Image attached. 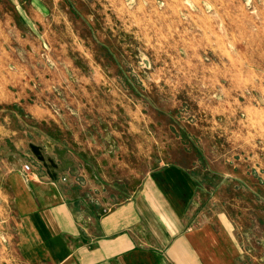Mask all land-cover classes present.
Masks as SVG:
<instances>
[{"label": "rangeland", "instance_id": "1", "mask_svg": "<svg viewBox=\"0 0 264 264\" xmlns=\"http://www.w3.org/2000/svg\"><path fill=\"white\" fill-rule=\"evenodd\" d=\"M52 121L134 171L227 170L215 199L264 264V0H0V264H22L7 162Z\"/></svg>", "mask_w": 264, "mask_h": 264}, {"label": "crops", "instance_id": "2", "mask_svg": "<svg viewBox=\"0 0 264 264\" xmlns=\"http://www.w3.org/2000/svg\"><path fill=\"white\" fill-rule=\"evenodd\" d=\"M46 125L58 141L28 144L31 168L6 160L22 264H245L228 202L215 199L227 170L192 159L134 171L113 153L74 151L60 126Z\"/></svg>", "mask_w": 264, "mask_h": 264}, {"label": "built area", "instance_id": "3", "mask_svg": "<svg viewBox=\"0 0 264 264\" xmlns=\"http://www.w3.org/2000/svg\"><path fill=\"white\" fill-rule=\"evenodd\" d=\"M23 169L24 170H28L29 168H28V166H24Z\"/></svg>", "mask_w": 264, "mask_h": 264}]
</instances>
